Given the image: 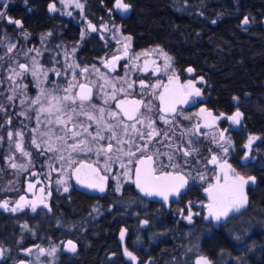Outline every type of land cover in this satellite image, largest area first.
Masks as SVG:
<instances>
[{
	"label": "snow or ice",
	"instance_id": "1",
	"mask_svg": "<svg viewBox=\"0 0 264 264\" xmlns=\"http://www.w3.org/2000/svg\"><path fill=\"white\" fill-rule=\"evenodd\" d=\"M59 3L65 7L74 4L75 8L81 12L84 9V3L81 0H59ZM114 6L124 14L131 10V4L125 0H115ZM7 8V0H0V20H5L10 24L14 23L18 28H22L20 20H13L7 15L5 11ZM48 11L53 13L58 11L55 2L48 5ZM71 14L67 13V15ZM211 22L215 24L216 20ZM249 23V18L245 16L241 24L248 25ZM87 29L100 33L112 31V38L121 44V39L116 35L119 28L115 25L109 29L108 25L104 24L98 29L93 23L87 22ZM21 35L27 39L29 34L27 31H23ZM51 35V32L47 33V36ZM84 35L85 32H82V39ZM45 39L46 37H41V44ZM100 39L105 40L107 47L108 41L105 36L101 34ZM122 40L121 48L116 49L110 58L102 59L101 63L104 68L115 72L118 62L122 59L126 60L123 65L126 70L124 76L109 77L102 73L95 64L82 66L75 60L57 68L55 65L60 62L55 59V56L51 58L52 66L45 67L37 59V56L43 55L39 48H28L25 56L30 52L36 53V56L30 58L29 63L13 60L16 67L9 65L7 69L9 75L6 79L15 84L16 88L10 89L13 95L7 96L6 99L13 101L16 98L17 89L26 97L20 101V104H27L28 107L18 115H23L29 120L34 118L36 126L31 129L33 136L30 143L35 146L41 156L46 157L45 164L49 169L47 173L40 174L32 171L30 175L37 178L34 182L28 181L27 191L33 192L36 185L42 183L41 175L49 182V190L46 192L45 187L42 186L34 201L29 200L25 195H20L14 206L11 207V202L5 199L0 202V209L16 213L30 208L32 212H36L37 204H40L51 212L52 209L46 203V197H50L52 194L50 184L53 171L58 175L55 180L57 191H60L62 187L63 192H68V180L74 177L76 184L82 188L104 193L108 189V182L112 180L115 182L113 190L116 192H120L123 185L128 183L135 185L143 196L159 197L168 203L170 197L178 199L186 194L185 189L189 185L190 173L185 174L183 171V167L188 166L189 161L185 159L183 166L176 163L177 153L182 152L186 158L198 154L200 138L205 137L210 138L213 144H217L225 156L228 154L229 147H226L225 144L230 145L231 138L226 139L225 133L230 129L219 130L218 122L225 120L230 122V126L240 125L243 113L239 110V98H233L236 108L234 113L219 112L214 115L207 107L197 104V98H201L203 92L201 88L196 87V83L203 81V77H199L198 80L186 79L182 83L177 69L173 66V58L162 48L156 46L150 50L130 52L132 37L125 35ZM0 44H3V39H0ZM4 46L8 53L16 47L14 43ZM45 51H49V49L45 47ZM72 52H75V48ZM153 54L163 59L162 66L157 63L156 59H147ZM141 57L146 58L143 65L137 63ZM3 58L0 56V60ZM64 58L65 60L70 58L67 50L64 52ZM17 68L20 71H17ZM137 69L145 74L149 70L153 75L162 74L167 77V83H164L163 79H157L155 82L139 79L137 89V81L128 79L129 71ZM186 71L192 74L194 69L188 67ZM49 73L58 79L50 81ZM29 75L32 77L33 85L38 89L35 97L28 96V84L24 83V79ZM17 77L21 78L19 82L16 80ZM2 84L3 81L0 80V85ZM46 84L48 87H45ZM155 101H158V104L154 103ZM180 105L197 106L199 111L190 115L179 109ZM0 112H7L3 104H0ZM28 112H33L34 117L28 116ZM153 112L155 116L152 115ZM177 116L191 123L182 125L176 120ZM193 117H195V121H193ZM157 121L162 122L165 127H157ZM4 123L10 125L12 118L7 117ZM169 124L173 125L171 135L167 128ZM2 127L4 124H0V128ZM24 127L27 128L28 125H24ZM176 127H181L183 131L181 132V141L174 143ZM201 128L212 131L201 132ZM217 131H219V140L216 138ZM14 136L18 139L13 140ZM24 136L23 131L13 132L10 130L7 132L10 146L14 144L16 151L22 157L28 158L27 165L15 162V156L5 158L11 169L20 172L28 171L29 166L35 167L31 159V151L24 147ZM156 137H161V139L156 140ZM3 139L4 137L0 136V141ZM259 139L258 136H248L247 142L243 145V148L247 150L243 154V160L249 159L253 143ZM154 140L155 143H153ZM157 145L170 148L172 151L163 152ZM208 151L211 155L204 159L207 164L215 167L212 169V180H208L204 172L198 173L199 180L207 181L206 186L203 187L207 202L200 201L199 203L207 210L205 220L211 218L217 222L227 221L235 218L237 214H242L241 210L248 203L245 186L250 182L255 184L256 177L253 175L246 177L238 172L227 159L212 152L211 148ZM161 157H166V161ZM197 163L200 161L197 160ZM207 164H205V168ZM55 165H59V167L57 168ZM114 165L119 170L114 171ZM4 190L18 191L19 189ZM33 194L35 195L34 192ZM193 206L194 202L189 201L187 215H184L185 209H180L181 217L186 219L189 224L193 223V215H200L199 212L193 213ZM93 211L99 212V208L94 207ZM140 223L146 226L149 221L145 219ZM21 227L31 231L27 224H23ZM58 227H64V225L58 222ZM67 227L71 230L75 225H67ZM124 237L125 230H121L120 239L124 240ZM235 239L240 241L241 237L236 236ZM35 248L37 249V264H55L56 254L61 250L57 244H51L47 249L40 245H35ZM64 250L72 253L77 251L73 240L68 239L64 243ZM188 251L191 252L193 249L190 248ZM24 252L26 255H31L33 248L24 249ZM45 255L52 257V261H41L40 256ZM123 255L130 261H137V256L127 248L124 249ZM2 256L3 251L0 250V257ZM18 264H25V262L19 261ZM27 264H33V262L28 261ZM195 264H213V262L208 257L199 254Z\"/></svg>",
	"mask_w": 264,
	"mask_h": 264
},
{
	"label": "flooded vegetation",
	"instance_id": "2",
	"mask_svg": "<svg viewBox=\"0 0 264 264\" xmlns=\"http://www.w3.org/2000/svg\"><path fill=\"white\" fill-rule=\"evenodd\" d=\"M111 1L81 0L84 3V16L78 19L77 17L81 16L80 12H77L76 15L73 13L67 15L59 7L60 3L57 0H49L41 9L40 7L34 8L31 2L30 7L33 8H29V2L27 0H7L8 8L5 10L7 15L13 20H20L23 27L18 28L14 23L10 24L5 20H0V39H3V44H0V56L4 57L0 60V80L3 81V84L0 85V93H3V95H0V104H3L7 109V112H0V124H4V127L0 128V136L4 137L3 141H0V169H2L0 171V202L8 199L11 202V207L14 206L15 201L20 195H25L29 200L34 201L36 196L39 195V189L42 186L45 187L46 192L49 190V182L41 175L40 179L42 183L37 184L36 189L33 190L35 195L33 192L27 191L28 181L34 182L37 178L31 176L30 173L32 171H36L38 174L47 173L49 169L45 164L46 157L41 156L35 146L30 143L31 137L33 136L31 129L36 126L34 118L29 120L23 115H18V113L25 111L28 107L27 104H20V101L26 99V97L17 89L16 98L13 101L6 99L7 96L13 95L10 89L16 88L15 84L6 79L9 75L7 71L9 65L11 64L13 67H16L13 64V60L29 63L30 58L36 56V53L30 52L25 56L28 48H39L43 55L37 56V59L45 67L52 66L51 58L55 56V59L60 62L55 65L57 68L75 60L76 63L82 66L95 64L102 73L107 74L109 77L124 76L126 70L123 65L126 63V60L122 59L118 62L115 72L104 68L101 63L102 59L106 60L110 58L116 49L121 48L123 43L122 37L129 35L125 33L121 23L125 15H122L115 8V1ZM53 2L56 3L58 9L54 13L48 11V5ZM33 12L35 15L32 14ZM62 12L64 14H61ZM87 22L93 23L98 29L104 24H107L109 29H112L113 25L117 26L119 32L116 35L121 39V44H118L116 39L112 38V31H105L103 33L91 32V30L87 29ZM23 31L28 32L27 39L21 35ZM49 32L52 33L50 37L47 36ZM82 32H85L83 39L81 38ZM101 34L108 41L107 47L105 46V40L100 39ZM42 36L46 37L43 44H41ZM8 43H14L16 45L10 53L7 52V48L4 46ZM45 47L49 51H45ZM155 47L139 49L135 46L132 38L130 52H141L143 50L154 49ZM74 48L75 52L73 53L72 50ZM66 50L70 54L68 60L61 58L62 56L64 57ZM144 59L146 58L141 57L137 63L143 65ZM147 59H156L160 66L164 63L163 59L156 54L147 57ZM173 66L177 69V74L180 75L182 83L186 79L198 80L199 77H203V81L196 83V87L201 88L203 92L202 97L197 98V104L207 107L214 115L222 112L219 111L218 92L215 89L213 81L209 79V71L204 65H192L186 62L179 63L173 58ZM188 67L194 69L192 74L187 73L186 69ZM17 71L20 70L17 68ZM20 79V77H17V82ZM48 79L51 81L52 79L58 78H55L53 74L49 73ZM128 79L137 81V89L139 79L150 80L151 82H155L157 79H163L164 83H167L166 76L162 74L153 75L151 70L146 74L140 72L138 69L129 71ZM24 83L28 84V96L35 97L38 89L33 85L30 75L24 79ZM45 87H48V85L46 84ZM233 98L228 97L227 99L232 105L231 112L224 113L232 114L236 110ZM154 103L158 104V101ZM178 108L190 115L199 111V107L192 105H180ZM241 112L243 113V118L240 125L230 126V122L225 120L218 122L219 130L225 128L230 129L225 133L226 139L228 137L231 138V144H225L226 147H229V152L226 156L217 144H213L210 138L205 137L200 138V150L198 154L187 158L183 156L182 152L176 154V163L183 166L185 159L189 161V165L183 167L185 174L190 173L189 185L185 189L186 194H183L178 199L176 197H170L168 203H165L159 197H145L136 189L135 185L128 183L123 185L120 192H116L113 190L115 182L112 180L108 182V189L104 193L82 188L76 184L74 177L68 180V192H63L62 187L60 191H57L55 180L58 178V175L55 171L51 172L50 190L52 194L50 197H46V203L50 205L51 212L40 204H37L36 212H32L30 208H25L23 211L16 213L0 209V250L3 251V256L0 257V264H18L19 261H24L25 264L28 261H32L33 264H37V249L35 245H40L47 249L51 244H57L61 249L56 254L55 264H66L70 262L72 256L80 252L82 246H88L96 242H99L103 246V249L108 244L117 245L122 255L124 249L127 248L137 256V261L141 257L147 258L146 261H151L148 256L152 253L159 252L165 246L172 245V241L169 239V233L172 231L179 232L184 240H186L187 232L192 231L191 236H197L198 232V235L201 236L200 240L202 239V241L206 238H210L213 241H227L235 251L234 254H236L235 245L238 242L235 239L236 233L238 231H246L247 229L251 231L258 226H260L261 230L259 241L261 252H263V207L259 208L262 204L259 206L257 203L259 199L258 188L263 184V176H255L252 172L255 169L262 170L264 168V138L262 134H254L250 131L248 122L249 114L248 112ZM27 115L34 117L33 112H28ZM152 115L155 116V113L153 112ZM9 116L12 118L10 125L4 123ZM176 120L182 125L191 123L188 120H182L179 116H177ZM193 121H195V117H193ZM24 125H28V127L25 128ZM157 127L164 128L165 125L157 121ZM167 128L171 135L173 125L169 124ZM10 130L13 132L23 131L25 133L24 147L31 151V159L35 165V167L29 166L26 172L11 169L5 160L8 156H15V162L28 164V158L22 157L16 151L14 144L10 146L7 138V132ZM182 131L183 129L181 127H176L173 138L174 143L181 141ZM200 131L212 130L201 128ZM250 135L258 136L260 139L253 143L252 153L249 159L245 161L243 160V154L247 150L243 148V145L247 142L248 136ZM216 138L219 140V131L216 132ZM16 139L18 137L14 136L13 140ZM155 139L159 140L161 137H156ZM153 143H155V140ZM221 143L224 142L221 141ZM157 146L161 147V151L163 152L172 151L170 148H165L160 145ZM209 148L212 149V152L218 153L223 159H227L241 174L246 177L248 175L256 177L255 184L250 182L245 186L248 203L241 210L242 214H237L235 218L227 221L222 220L217 222L211 218L205 220L204 217L207 215V210L199 203L200 201L207 202V198L203 192V187L206 186L207 181L199 180L198 173L204 172L208 180H212V169L215 167L214 165L207 164V161L204 159V157L211 155L208 151ZM161 159L166 161L167 158L161 157ZM197 160L200 163H197ZM205 164H207L206 168ZM55 166L57 168L59 167V165ZM113 168L114 171L119 170L115 165ZM177 171H180V169H177ZM4 189L19 190L5 191ZM172 198H176L177 201L173 202L171 200ZM157 199L162 202L156 201ZM189 201L194 202L192 208L193 213H200L199 216L193 215V223L191 224L186 219H183L180 214V209L183 208L185 209L184 215H187ZM94 207L99 208V212L93 211ZM145 219L149 221V224L146 226L141 225L140 222ZM58 222L64 225V227H58ZM23 224H27L31 231L23 229L21 227ZM67 225H75V227L69 230ZM121 230H125L124 240L120 239ZM249 237L242 242L247 244L250 240ZM68 239L73 240L76 244L77 251L73 254L64 250V243ZM61 241H64V243H61ZM27 248H33L31 255L25 254L24 249ZM124 257L130 261L126 256ZM52 259V257L46 255L40 256L41 261L51 262Z\"/></svg>",
	"mask_w": 264,
	"mask_h": 264
},
{
	"label": "trees",
	"instance_id": "3",
	"mask_svg": "<svg viewBox=\"0 0 264 264\" xmlns=\"http://www.w3.org/2000/svg\"><path fill=\"white\" fill-rule=\"evenodd\" d=\"M27 1L29 8H33L31 2L34 8L41 9L49 0ZM125 2L131 4V10L121 23L137 48L159 46L179 63L204 65L218 92L219 111L231 112L227 99L238 97L239 110L249 114L250 131L264 138V0ZM245 16L249 18L248 25L241 24ZM252 174L263 176L257 201L259 206L262 204L259 208L263 207V252L260 226L236 233L241 237L235 245L239 248L236 254L227 241H202L198 232L191 236L192 231L184 240L179 232L172 231V245L148 256L151 261L141 257L130 262L117 245L108 244L103 249L96 242L82 246L66 264H194L197 254L208 257L213 264H264V168ZM248 237L250 240L244 244L242 241ZM190 248L193 251L189 252Z\"/></svg>",
	"mask_w": 264,
	"mask_h": 264
},
{
	"label": "rangeland",
	"instance_id": "4",
	"mask_svg": "<svg viewBox=\"0 0 264 264\" xmlns=\"http://www.w3.org/2000/svg\"><path fill=\"white\" fill-rule=\"evenodd\" d=\"M57 1H59V0H57ZM59 7H60L61 9H63L64 12H65L66 14L70 12V13H73L74 15H76L77 12H80V15H81V16L77 17L78 19H79V18H82V16H84V15H83V12H81L79 9L75 8L74 4H70V5L67 6V7H65V6L62 5V4H59ZM61 58H64V57L62 56ZM238 249H239V248L236 247V250H238ZM197 257H198V254L195 256V258L197 259Z\"/></svg>",
	"mask_w": 264,
	"mask_h": 264
},
{
	"label": "water",
	"instance_id": "5",
	"mask_svg": "<svg viewBox=\"0 0 264 264\" xmlns=\"http://www.w3.org/2000/svg\"><path fill=\"white\" fill-rule=\"evenodd\" d=\"M120 12V11H119ZM121 13V12H120ZM122 15H126V14H124V13H121ZM173 202H176L177 201V199L176 198H172L171 199ZM156 201H160V202H162L161 200H159V199H157ZM67 252H69V251H67ZM70 253H72V252H70ZM73 254V253H72Z\"/></svg>",
	"mask_w": 264,
	"mask_h": 264
}]
</instances>
